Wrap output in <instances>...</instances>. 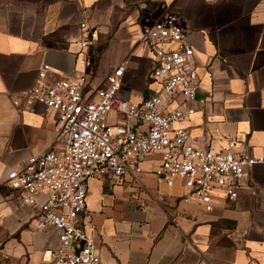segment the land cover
Masks as SVG:
<instances>
[{
	"label": "crops",
	"instance_id": "0c3cea01",
	"mask_svg": "<svg viewBox=\"0 0 264 264\" xmlns=\"http://www.w3.org/2000/svg\"><path fill=\"white\" fill-rule=\"evenodd\" d=\"M166 5L190 31L198 63L194 114L182 125L196 146L264 156V0H0V231L5 264H50L58 232L35 230L38 207L21 205L3 183L30 156L60 148L58 113L25 98L46 63L48 80L93 72L99 85L125 61L120 98L139 103L157 92L150 80L153 55L141 40V25ZM80 19L99 28L81 49ZM17 102V104L15 103ZM178 104L183 106L182 97ZM108 126L122 120L108 114ZM161 157L140 162L142 188L130 177L88 181L80 214L100 264H264V163L249 167L238 195L221 191L213 209L202 210L176 179L166 186L156 175Z\"/></svg>",
	"mask_w": 264,
	"mask_h": 264
},
{
	"label": "built area",
	"instance_id": "2783aa9c",
	"mask_svg": "<svg viewBox=\"0 0 264 264\" xmlns=\"http://www.w3.org/2000/svg\"><path fill=\"white\" fill-rule=\"evenodd\" d=\"M77 25L82 34L79 46L88 49L99 28L85 19ZM189 32L180 15L166 5L157 19L141 25V40L154 59L148 78L159 84V90L139 103L120 98L125 61L115 64L94 87L90 85L93 72L49 81L50 66L44 63L36 82L24 92L26 99L45 111L58 113L62 144L28 157L8 171L3 184L21 205L38 207L35 230H57L50 264H100L95 242L80 220L90 179L127 176L142 188L140 162L157 153L161 157L155 171L158 178L168 187L178 179L187 190L182 200L194 197L203 212L209 213L215 192L235 200L245 171L264 163V156L234 152L232 139L220 151L201 149L182 125L194 114L190 103L196 99L198 85V63ZM180 97L183 106L178 104ZM111 111L122 120L114 128L107 121Z\"/></svg>",
	"mask_w": 264,
	"mask_h": 264
},
{
	"label": "rangeland",
	"instance_id": "374dc122",
	"mask_svg": "<svg viewBox=\"0 0 264 264\" xmlns=\"http://www.w3.org/2000/svg\"><path fill=\"white\" fill-rule=\"evenodd\" d=\"M4 239H5L4 233L0 231V264L6 263V259L3 255V253L1 252V248H2V244H3ZM24 264H25V262H24Z\"/></svg>",
	"mask_w": 264,
	"mask_h": 264
}]
</instances>
